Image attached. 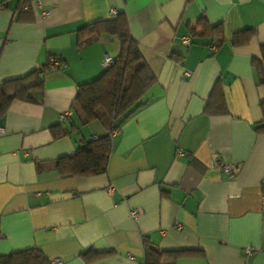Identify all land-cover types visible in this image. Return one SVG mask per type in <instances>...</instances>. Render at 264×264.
<instances>
[{
  "label": "crops",
  "instance_id": "obj_1",
  "mask_svg": "<svg viewBox=\"0 0 264 264\" xmlns=\"http://www.w3.org/2000/svg\"><path fill=\"white\" fill-rule=\"evenodd\" d=\"M0 4V82L51 66L40 100H14L0 118V255L36 247L62 264H144L146 238L161 251L203 252L161 264H264V132L254 128L264 84L252 65L264 45V0ZM121 12L156 82L111 133L103 173L61 176L56 159L107 133V122L81 125L70 106L77 85L120 53L116 35L90 26ZM201 17L221 26L223 41L212 35L184 45ZM243 30L252 37L232 44ZM81 35L93 38L79 48ZM215 84L226 114L203 113ZM56 126L69 131L54 139ZM222 163L236 168L233 177L218 171ZM246 247L256 251L246 255ZM89 249L107 253L87 262L81 253Z\"/></svg>",
  "mask_w": 264,
  "mask_h": 264
},
{
  "label": "trees",
  "instance_id": "obj_2",
  "mask_svg": "<svg viewBox=\"0 0 264 264\" xmlns=\"http://www.w3.org/2000/svg\"><path fill=\"white\" fill-rule=\"evenodd\" d=\"M97 34L107 32L116 35L120 43L119 56L112 65L91 81L77 85L76 94L70 109L77 116L81 125L93 121L107 122V133L89 141L76 143L74 153L54 161V169L61 176H89L103 173L106 170L110 154L111 133L123 121L137 111L141 106L140 99L155 84L156 78L140 54L137 42L128 30L127 18L124 13H118L109 20L92 24ZM191 38L215 35L223 41L220 25L211 26L204 18L197 20L194 26H188ZM252 30L235 32L231 38L234 45H243L252 37ZM92 36L78 38L77 45L83 47L92 40ZM217 45V44H216ZM264 45L261 46V57L253 58L252 65L259 75V82L264 84ZM51 66H41L24 76L3 80L0 82V118H2L12 101H39L43 90V75ZM262 119L255 124L257 132H264V101L260 102ZM203 113L221 115L227 113L224 97L218 84L212 88ZM69 130L60 126L52 127L54 139L65 136ZM39 165L37 171H41ZM144 264H161L162 257L171 260L184 257H203V252L197 249H180L161 251L143 239ZM107 252L85 250L81 256L90 261ZM0 264H49V260L36 247L26 248L6 255H0Z\"/></svg>",
  "mask_w": 264,
  "mask_h": 264
},
{
  "label": "built area",
  "instance_id": "obj_3",
  "mask_svg": "<svg viewBox=\"0 0 264 264\" xmlns=\"http://www.w3.org/2000/svg\"><path fill=\"white\" fill-rule=\"evenodd\" d=\"M3 6H4L3 4H0V9H2ZM112 15H114V13H112ZM182 43L184 45L190 44L191 43V37L189 35L183 37ZM216 46H217L216 43L212 44L211 50L215 51ZM113 61H114V59H112L108 56H105L104 59L102 60V63H101L102 68L106 69V68L110 67L112 65ZM185 73L187 76L189 75V71H185ZM70 113H71V111L68 110L66 112V115H69ZM60 118H63V116H60ZM3 134H4V130L0 127V136ZM93 139H95V137ZM180 153H181V150L177 149V154H180ZM217 169H218V171L222 172L223 174H225L229 178L233 177L235 175V171H236V168H234L232 165L223 164V163L218 164ZM129 214H130L131 218H136L138 215V212L136 210H131ZM177 227H178V225H177ZM243 251L246 255H250V254L254 253L256 250L253 248H250V247H246V248H244ZM49 264H62V260L60 258H54V259L49 260Z\"/></svg>",
  "mask_w": 264,
  "mask_h": 264
}]
</instances>
